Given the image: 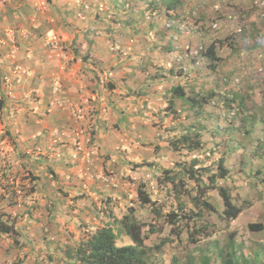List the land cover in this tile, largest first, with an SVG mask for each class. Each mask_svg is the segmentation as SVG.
Instances as JSON below:
<instances>
[{
  "label": "rangeland",
  "instance_id": "374dc122",
  "mask_svg": "<svg viewBox=\"0 0 264 264\" xmlns=\"http://www.w3.org/2000/svg\"><path fill=\"white\" fill-rule=\"evenodd\" d=\"M71 1L72 8L70 7L69 10H71L72 12L75 11L76 16L82 20L81 23H83V21L87 22V25L85 27L86 30H88L86 38L87 41H95L92 49L91 47L87 46L86 48L84 46L81 47L79 41H75L74 46H69L71 53L74 54L76 52L73 47L78 45L80 47L82 55H84L85 53L89 54L87 52L95 54L98 51V44H102V40L105 39L108 44V50L112 55V57L109 59H113L116 57L131 58V53L136 46L138 50L137 53L139 52V60H144V63L142 64L143 71L145 72L144 68H146L149 74L154 75L157 72L156 74H158L159 76L157 78L159 84L152 82V80L149 81L148 79V83L144 84L145 80L143 77V82L141 83L144 85H141L140 88L142 90L151 89L152 91L156 92L158 94V96H155L156 98H160V96H162L165 88H169L171 84L176 83L182 85L186 84L188 90L190 86H194L192 91L193 93L207 94V92L211 89L215 91V96L210 99L208 103H204L203 113L198 116H195V110L197 108L191 110L187 108L186 105H183L184 107H180V110L175 112L176 114L171 115L169 113L170 116H166L161 112V110H159V106L156 109V107L152 104L153 98H151L150 101L148 100L147 94H143L142 92V95L138 96L137 91H134L132 94H126L130 96L129 98H127L129 99V101H127V104L131 105V107L129 108V111H125L123 109L121 113H119L118 111L116 112L118 113V116L120 115L119 117L123 118V120L117 121L114 127L118 128L119 125H121L122 130L119 129V136H117L113 140L115 144L112 146L111 152H108L112 156L107 155L108 157L106 158V160L101 161L102 170H98V179L101 180V182L98 184L97 202L91 203L93 199H91L90 197L84 195H76L80 199L84 197L86 198L83 201L74 204L73 209L69 207L70 212H68V206H66L65 201L69 199H75L76 196H70V191H65V181H63V179L59 180L56 174L52 175L51 179L54 182L52 185V191L50 192V194L44 195L38 193V199H36V201L38 202L39 199L42 198L44 200V204L37 205V207L41 206L42 208H45L48 216H50L49 214L56 212L55 219L64 220L63 223H61L62 230L64 229L66 231L64 233L73 235V240H81L86 237V231H83L82 228H76L73 222L70 220V217L67 216H69L71 213L76 214V208L80 210V208L87 207L88 210L90 212L92 211L93 213V210L91 209H95L98 207V215H96L98 220H94L92 218L95 215L94 213L90 216L89 213L85 212L84 219H86L85 226L87 228H91L92 226H100L105 222V220H108L111 217L115 219L120 218L123 212L127 211V206L124 202L129 203V201L135 199L136 190H134V188L137 185L139 186V184L142 183V180H145L149 184L150 188L152 189V196L158 202V204L161 205L162 210H170V208L173 206L174 200L172 198V195L169 194V187H162V189H160L157 182L155 181L156 177H152L150 180L143 178H148L149 176L147 173H149L148 168L151 167L149 166L150 162H152L153 164L155 163L160 167L168 166L169 164L174 162L173 165L169 166H174L177 170V162L183 160L181 158V154L178 155L176 152V157L173 153H170L167 149H165V147L167 146L168 138H172L173 136L175 138L184 134L189 124L194 122L196 126L198 122H200L204 124L205 127H202L201 131L202 145L192 153L186 152L184 160H188L192 157V159H196L200 162L205 160L206 163H209L210 161L215 160L219 154L223 155L224 151L228 156L226 151H228V149L230 148H226L224 150L222 143L225 144L230 140L235 143V136H238L239 132H241L239 124L242 126V128L243 126H245V128L247 129H250L253 125H255L258 129H260L259 135H264V101L261 99V92L258 89V86L260 88L264 87V81L261 82V78L264 77V64L263 66L257 64L260 60H264V28L261 29V32L259 34H256L257 36L255 35L259 46L254 50V53H252L254 54L255 61L257 62L256 65L251 62L250 58H248L249 56H251V54L248 52L249 50L243 46L249 43L247 41L248 39L244 38L245 34H249L247 33V31L244 34H240L239 32V28L242 25L247 26L248 29L251 21H253L255 24L264 22V17L260 16L261 12L264 13V3L263 0H261L260 5H258V7H255L253 4V0H207L210 1V4L205 2L204 0H181L183 3L182 6H179L181 10H178V14H181L182 16L180 15L178 17H172L169 15V17L167 15V12L172 13V10L165 7L163 0H117V3L119 4L118 7L122 5L120 7V9L122 8V10L120 12H128V9H132V17L136 22L141 20L139 24L143 28V30H141L140 28L139 30L141 31L133 33L131 37H125V33L129 34L130 36L132 31L128 26L120 22V20L113 23L97 20V25L96 22H91L94 20H92V17H90L89 15L91 7L85 5L86 0ZM96 2L100 5H103V8L107 6L102 0H93V4H95ZM36 4L37 2L35 3V5ZM46 4H48V0H44L43 10H45ZM82 6L83 11L80 10ZM200 9L202 10L200 11ZM203 14H207L205 17V21H207L209 24L208 36H205L206 34L204 33L199 34L198 32H196L197 26H195L196 22L194 20H196L199 15L201 17ZM121 16L123 18H126V15ZM151 20L153 23H155L156 27H152L149 25ZM192 21L194 24L192 23ZM164 30L170 31L169 48L165 46V43L167 41H165L166 38L162 36V31ZM230 33L231 36L233 34L232 39L229 40L230 42L227 41L226 44H223V46L218 50V54L221 56L222 61H215L216 64L213 67V64H211L209 60L205 59L201 52L203 53L206 44H208V42L213 39L214 36L217 37L221 35L225 37ZM145 36H147V39L145 38ZM133 37H135V39ZM161 37L164 39H161ZM124 38L126 39L127 45H124L123 43ZM133 41L134 43H132ZM155 44L156 48L154 46ZM147 47L150 48L149 51L147 50ZM91 58H93L92 55ZM115 60L118 62L117 59ZM209 63L211 68L208 66ZM245 63L248 64L249 71L243 68V65H245ZM216 66L217 70L215 68ZM232 68L235 70V74L232 78L234 79L236 77L238 78V82H241L242 80V82L245 84V72L252 71L253 76L251 77L250 75V78L247 79V81L253 86V88L249 89L250 91H248V89H245V91L244 89H242V92L239 91L238 85L233 82H230L229 85H222L223 83L220 82L222 80L221 77L223 76V74H227V71L231 70ZM180 70L181 75H175V73H179ZM106 75H111V73L107 72ZM114 75L115 74H113L112 76L114 77ZM115 77L118 78L117 75H115ZM156 85L158 86L157 88H155ZM235 91L241 92L240 95L244 99L245 103L243 105H240L237 100L233 101L232 107L238 109L239 112L237 113V121L235 119L230 121V118L234 115L235 110L232 107L224 108V102H222L217 95L227 92V95L229 97H232L231 92ZM90 98L91 101L96 100V98ZM86 103L88 105H91L88 99L86 100ZM138 103L142 104L140 108H136ZM164 106L165 105H163V107ZM163 107H160V109H162ZM94 108L95 107H92V109ZM100 110L104 111L105 108H100ZM88 111H90V109H88ZM224 124H229L228 126H231V124H233V129H223L222 127L224 126ZM216 125H218V128L214 129V126ZM171 126H174L173 131H170ZM162 130L164 131V133H162ZM226 135L229 137H225ZM231 135L234 137H230ZM90 142L94 143V140H91ZM136 142H138V145L134 144ZM254 142H256V140H254ZM235 144L238 145V143ZM10 145L9 149L7 148L6 150L10 151ZM154 146H160L162 152H160L159 154V149L153 150ZM224 146H226V144ZM40 150H42V148ZM47 150L51 152V147H47ZM8 151H6V153ZM42 151L47 153V151L45 150ZM163 151L169 157L164 155ZM137 154L139 156L141 154L144 156V159L136 162L139 166L134 165V156H136ZM51 157L52 156H50V158ZM111 157L115 159H110ZM69 158L71 160H74L73 154L70 153ZM245 158L250 160L252 168L249 167V169L255 172L260 161H258V156H255L251 153H247V155L244 154V157H241L239 153H231L229 154L227 162L232 168L236 166L235 171H240V168H242V163L245 162ZM107 161L108 164H106ZM78 162L79 161L75 162L74 165L78 164ZM69 164L71 165V167L74 166L72 163ZM237 165H239L240 168L237 167ZM87 166L89 165L84 164V167ZM82 171L83 166H81L78 170V178H80L79 174ZM132 175H135V177H132ZM237 175L239 176V174ZM109 176L114 177L113 181L109 182L106 179ZM153 176L155 175L153 174ZM31 177L32 175L30 174L24 175V180H19L18 185L15 182V179L5 180L4 182L0 183V203L3 199V193H7L9 196L13 195V197H16L18 195H21L24 189H27V192L23 193L24 196L28 198L29 202V196H34L32 188L35 185ZM244 177H246V175ZM4 188L5 191L3 190ZM85 188L87 189V187ZM17 189H20L21 191L18 192ZM263 189L264 186H261L257 190L262 191ZM110 192L116 200L115 204L107 207L109 212H111V216H108L106 213H102L105 207L102 206L101 200H105V196ZM87 198H89L88 201L86 200ZM47 204L51 205V210H48L49 205ZM90 205H92V207H90ZM214 205L215 207H217L216 203H214ZM262 207H260L259 204H256L255 208H253V212H264V205H262ZM32 212L33 211L29 208L28 212L25 213L28 215ZM1 213H4V211L0 206V215ZM65 215L67 216L65 217ZM76 215L78 216H75L76 224H80L83 217H80L79 214ZM137 216L140 217V219H147L143 215V211L137 213ZM218 216L219 215H216L214 214V212H211L209 210L205 211L201 219H204V222L211 223V226L208 228L209 236H207L206 234H201L199 235L202 239L201 242H189L185 239L187 234L183 233L182 238L178 240L176 245L179 249V257H177L176 252L172 251V249L168 250L167 252H172V254H174L173 261H176L178 264H222L225 258H228L230 251L235 246L233 245V247L231 246L230 248L226 246L227 248L225 250H222L224 242L228 240L227 234L229 233L228 230H230L231 227L229 226L228 222H223L219 219ZM5 217L6 216H3V218ZM12 217H14L15 222L18 223V218L16 216ZM239 222H241V220H239ZM158 224L160 223L158 222ZM17 225L20 226L19 224ZM81 226H83L82 223ZM74 229L75 231H73ZM167 231L168 227L166 226L161 230L163 235H165ZM242 236L243 234L241 232L235 243L241 240ZM255 238L256 239H254V244L249 245V248L244 247L245 244H243L242 247L244 248L242 250L241 248L238 250H241V252L236 253V255L234 256V258H236L237 260V264H243L245 261L244 258L247 255H250L249 258L251 259V254L254 253V249H258V247L261 248L259 249V254H257L258 264H264V236L256 234ZM12 240V243L14 244L15 237H12ZM129 242L131 243V241L125 237L117 238V244L119 245L127 244ZM151 243L152 241H148L147 245ZM164 245L167 247V249L168 247H170V244L168 243H165ZM27 247L28 245H25L24 249L21 250H25ZM42 251L43 250H41V252ZM191 256H194L197 259L188 262L189 259L186 258H190ZM38 262H44L43 258H39ZM160 264H164V261H162Z\"/></svg>",
  "mask_w": 264,
  "mask_h": 264
},
{
  "label": "crops",
  "instance_id": "0c3cea01",
  "mask_svg": "<svg viewBox=\"0 0 264 264\" xmlns=\"http://www.w3.org/2000/svg\"><path fill=\"white\" fill-rule=\"evenodd\" d=\"M38 1L0 0V183L15 179L18 185V181L24 180L23 177L26 174L32 175L31 179L35 183L32 188L34 196H29V202L23 193L27 192V189H24L22 194L16 197L3 193L0 206L4 213L18 218L16 225H20L22 238L27 240L28 247L25 252L30 250L34 252L27 256L21 264H38V261L34 263L33 260L34 256L37 257V254H40L39 250L52 253L53 259L49 264H60L59 241L66 240L73 243L78 240H73V235L64 233L66 231L62 230L61 224L64 220L53 221L49 218L45 208L37 207V205L44 204L42 198L36 201L38 193L50 194L54 183L51 178L56 174L59 180L65 181V191H70V196L84 195L93 199L91 203L97 202L98 184L100 183L98 170H102L101 161H105L107 155H111L108 152H111L115 144L113 140L119 136V129L122 130L121 125L118 128L114 127L117 121L123 120L116 112L121 113L123 109L129 111L131 107L127 104L129 101L127 98L130 96L126 94L137 91V95L140 96L143 92L147 94L149 101L153 98L152 104L156 109L159 106L160 110V107L166 104L165 97L173 84L165 88L160 98H156L158 94L151 89L142 90L140 88L141 85L148 83L147 79L151 81L149 77L151 74L146 68H144L145 72L143 71L144 60H139L136 46L131 53V58L109 59L112 55L105 39L102 40V44H98V51L95 54L86 51L89 54L82 55L78 45L73 47L76 52L71 53L69 46H74L75 41H79L81 47L86 48L87 46L91 49L95 44V41L86 39L87 22L81 23L82 20L76 16L75 11L69 10L71 0H48L45 10L36 8L35 3ZM96 23L98 25V21ZM53 33L60 37L62 47H65L62 50H52L45 44V39ZM125 37H129V34L125 33ZM123 43L127 45L125 38ZM10 50H14V55H9ZM16 64L23 66L24 73H17L14 70ZM107 72L111 75H106ZM113 74L118 78L115 75L113 77ZM143 77L144 84L141 83ZM7 79L11 81L9 89L4 86V81ZM152 82L159 84L157 79ZM55 84H59L60 88L55 90ZM157 87L156 85L155 88ZM90 97L96 100L91 101ZM87 99L91 105L86 103ZM52 101H58V104L55 102L48 114L43 113L47 104ZM70 102L77 105H88V109L95 107L99 112L94 118L97 129L95 143L98 151L94 156V165L88 179L78 178V170L84 165V158L78 159V164L73 167L68 163L69 154L73 150L69 137V131L73 126ZM141 105L138 103L136 108H140ZM100 108H105V110L101 111ZM53 130H59V137H54ZM134 144L138 145V142ZM9 145L11 146L10 151L6 150L9 149ZM47 147H51V152L47 150ZM41 148L47 153L42 150L38 151ZM160 152L162 149L158 153ZM164 155L167 156L165 152ZM134 157L135 162L144 159L142 154ZM147 174L148 178L143 179L150 180L151 177H155L151 171ZM240 181L242 179H239L236 184L243 185L242 191L240 190L242 198H251L253 203L248 207H242L243 210L233 223L239 220L245 222L252 219L264 220V212L253 215V208L256 204L260 207L264 205V197L261 200H257V197L253 199V190L244 194L245 184ZM85 198L80 199L76 196L75 199L66 200L68 212L70 208H74V204ZM86 200L88 201L89 198ZM50 206L48 210H51ZM29 208L33 212L27 215L25 212H28ZM95 209L91 210L97 214L98 207ZM75 212L83 218H85V212L90 216L93 214L87 207L80 208V210L76 208ZM76 214L71 213L65 217H71L70 220L75 224L73 218L78 217ZM246 216L248 217L245 219ZM43 230H47L46 233ZM50 237L54 239L48 242ZM12 241V238L0 233V264H11L13 261L18 249L11 248Z\"/></svg>",
  "mask_w": 264,
  "mask_h": 264
},
{
  "label": "trees",
  "instance_id": "16d2710c",
  "mask_svg": "<svg viewBox=\"0 0 264 264\" xmlns=\"http://www.w3.org/2000/svg\"><path fill=\"white\" fill-rule=\"evenodd\" d=\"M102 1L105 5H107L105 8L97 2L93 4L92 0L85 1V5L91 7L89 15L92 17V20H94L92 22L102 20L113 23L120 20V22L131 29L132 33L129 37H131L133 33L143 30L139 24L141 20L136 22L132 17V9H128V12H120L122 10V8L120 9L122 5L118 7L119 4L117 3V0ZM163 1L165 7L172 10V13L167 12L168 16L178 17L181 15L178 14V10H181L179 6H182L183 3L181 0ZM204 1L210 4V1ZM81 10L83 11V6ZM201 10L202 9H200V11ZM121 15H126V18L124 17V19ZM206 15L207 14H203L201 17L199 15V17H197L194 21L196 22L195 26H197L196 32L199 34L204 33L206 34L205 36H208L209 24L205 21ZM149 25L156 27L152 20ZM140 28L141 30H139ZM263 28L264 22L255 24L253 21L250 22L248 29L247 26L244 25L239 28L240 34H244L246 31L249 34L244 35V38H247L249 43L243 46L249 50L248 52L251 56L248 58H250L251 62L255 65L257 62L255 61L254 54L252 53H254V50L259 47L255 35L259 34ZM162 36L166 38L165 41L167 42L165 43V46L169 48L170 31H162ZM232 37L233 34L231 36V33L225 37L221 35L217 37L214 36L213 39L206 44L205 49L203 50V53L201 52V54L205 57V59L209 60L211 64H213V67L216 64L215 61H222L221 56L218 54L219 48L222 47L223 44H226L227 41L230 42L229 40L232 39ZM145 38L147 39V36H145ZM164 38L161 37V39ZM154 46L156 48V44ZM147 50L149 51L150 48L147 47ZM257 64L263 66L264 60H260ZM208 66L211 68L210 63ZM215 68L217 70V66ZM243 68L249 71L247 63L243 65ZM234 71L235 70L232 68L227 71V74H223L221 77L222 80L220 81L223 83L222 85H229L230 82H233L238 85L239 91L242 92V89H244V91L245 89L250 91L249 89L253 88V86L247 81V79L250 78V75L251 77L253 76L252 71L245 72L244 74L246 84L243 83L242 80L241 82H238V78L236 77L234 79L232 78L235 74ZM156 73L149 76L152 81L159 77ZM175 75H181V70L179 73H175ZM262 81H264V77L261 78V82ZM193 87L194 86H190L188 90L186 84H173L165 97L166 104L162 109H160L161 112L166 116H170V114L174 115L176 114V111L180 110V107H184L183 105H186L187 108L191 110L197 108L195 110V116L202 114L204 103H208L210 99L215 96V91L211 89L207 92V94L193 93ZM258 89L261 92V99L264 101V87L260 88L258 86ZM239 91L231 92L232 97H229L227 92L217 95L218 98L224 102V108L232 107L233 101L235 100H237L240 105L245 103L244 99L240 95L241 92ZM233 109L235 110V113L230 118V121L233 119L237 121L236 118L238 117L237 113L239 110L235 108ZM228 125L229 124H224L222 128L225 130H232L233 124H231V126ZM239 126L241 132H239L238 136H235V143H238V145L232 140L227 141L225 143L226 146L222 143L224 150L226 148H230L226 151L228 156L224 151L223 155L219 154L215 160L210 161L209 163H206L205 160L201 161L203 162L201 163L196 159H192V157L188 160H184L186 152L192 153L202 145L201 131L202 127H205L204 124L198 122L195 126V123L193 122L188 125L184 134L175 138L174 136L172 138H168L166 149L170 150L174 155L176 152L178 155L181 154V158L183 159L177 162V170L174 166H165L155 175V181L160 189H162V187H169V194L172 195L174 200L173 206L170 210H162L161 205L153 198L152 189L149 184L146 181H142V183L137 187V196L135 200L132 203L124 202L127 206V211L123 212L120 218L115 219L111 217L110 219L105 220V222L100 226H92L91 228H87L85 226L86 219L84 218L81 222L83 226H81V223L76 224V220H74L76 228H82L83 231L87 230L85 233L86 237L74 243L66 240L63 242L59 241L58 245L60 246L61 257L65 259L64 264H160L162 261H164V264H178L176 261H173L174 254H172V252L167 253L168 250L172 249V251L176 252L177 257H179V249L176 245L178 240L182 238L183 233L187 234L185 239L189 242H201L202 239L199 236L201 234L209 236L208 228L211 226V223L204 222V219H201L205 211L209 210L217 215V212L215 211H217V208L222 205L223 207L219 211L221 218L234 220L244 207H248L253 203L251 198H242L240 193V190L242 191V186L236 184L239 182V179H245L246 181V185L243 190L244 194L249 191L252 185L260 186L264 182V135H259L260 129H258L255 125H253L250 129L245 128V126L242 128L240 124ZM217 128L218 125L214 126V129ZM173 130L174 126H171L170 131ZM162 133H164L163 130ZM225 137L229 136L226 135ZM230 137L234 136L231 135ZM254 140H256V142H254ZM231 153H239L241 157H244V154L247 155V153H251L258 156V161H260L258 168L254 172L249 169V167L252 168L250 160L245 158V162L242 163V168L237 165V167L241 170H236L239 176L236 174V178L234 180L235 182L233 184L230 182V179L235 174L236 166L231 168V166H228L227 162L229 154ZM173 164L174 162L171 165ZM243 174H245L246 177H244L245 175ZM259 176H261V178ZM252 196L253 199L257 197V200L261 198L257 196V193H254ZM115 200L116 199L112 196L111 192L107 194L105 196V200H101L102 206L105 207L103 209L104 212L102 211V213H106L108 216H111V212H109L107 207L115 204ZM214 203L217 204V207H215ZM141 211H143V215L148 220L140 219V217L137 216V213ZM94 214L96 213L94 212ZM49 215L51 220H56V212ZM96 215H98V213ZM3 216L6 217L3 218ZM73 219H75V216ZM158 222L160 224H158ZM262 223V220L254 219V221L248 222L245 227H241L239 229L235 227L228 230V240L224 242L222 250H225L227 248L226 246L230 248L234 245L235 247L230 251L228 258H225L222 264H237V260L234 258L236 253H240L244 247L254 244V241L249 240L247 236L244 235V232L260 231L263 228ZM165 226L168 227V231L165 235H163L161 230ZM43 231L46 233L47 230ZM241 232L243 234L241 240L235 243ZM0 233L6 235L8 238L15 237V243H12L11 248H16L18 251L16 252L11 264H21L27 256L34 254L32 250L27 252L21 250L22 247L27 245V240L26 238H22L21 229L18 225H16L15 218L7 213H1L0 215ZM118 237H129L131 243L119 245L117 244ZM148 241H152V243L147 245ZM165 243L170 244L168 249L164 245ZM243 244H245L244 247H242ZM240 248L241 250L238 251ZM259 249L261 248L258 247V249H254L255 254H252L255 258L254 261H252V258L250 259L249 257H245L243 264H258L256 253L259 254ZM37 257L34 256V263H37ZM186 259H189L188 262H191L197 258L191 256Z\"/></svg>",
  "mask_w": 264,
  "mask_h": 264
},
{
  "label": "clouds",
  "instance_id": "9594fccd",
  "mask_svg": "<svg viewBox=\"0 0 264 264\" xmlns=\"http://www.w3.org/2000/svg\"><path fill=\"white\" fill-rule=\"evenodd\" d=\"M260 1L261 0H253V4H254V6L255 7H258V5H260ZM264 1V0H263ZM260 16L261 17H264V13H260ZM54 34V33H53ZM52 34H50L48 37H47V39H45V44L48 46V47H50V48H52V49H60V50H62L63 48H62V41H61V39H60V37H59V45H58V47L57 48H54V47H52V45L51 44H49V43H47V40L49 39V37L51 36ZM9 55H14V50H10V52H9ZM19 67V68H18ZM23 66H21V65H15L14 66V70L15 71H17V73L19 72V73H24V70H23V68H22ZM10 80H5L4 81V86H5V88L6 89H8L10 86H11V82H9ZM10 85V86H9ZM9 86V87H8ZM60 88V85L59 84H55V90H57V89H59ZM56 101H52V102H50V103H48L47 104V107H46V109H45V113H49L52 109H53V106H54V103H55ZM57 104H58V101L56 102ZM86 106V107H85ZM69 108H70V112H71V117L73 118V126H72V128L70 129V131H69V137H70V141H71V146H72V148H73V150L71 151V154H75V152H76V148H75V145H74V141H73V132H72V130L74 129V128H82L83 130H84V136H83V139H84V137L87 135L88 137H89V141L88 142H84L83 143V149L82 150H79V151H77V155L74 157V160H71L69 157H68V163H72L73 165L75 164V162H77V161H79L78 159H81V158H84L85 159V162H84V164H88L89 166H87V167H84V165H83V171L79 174L80 176V178L81 179H88L89 178V176H90V171H91V168L93 167V165H94V156H96L97 154V151H98V149L96 148V143H95V136H96V127L94 126V123H95V117L96 116H98V109H96V108H94V109H90V111H88V105H83V104H79V105H77V104H74V103H72V102H70L69 103ZM77 109H79L80 110V112H79V114H80V118H78V119H76V117H74V111H76ZM36 113H37V111H36ZM41 135V134H40ZM53 135H54V137L55 138H57V137H59V135H60V133H59V130H53ZM91 140H94V143H91L90 141ZM156 148H158L159 149V151L161 150V148H160V146H154V148H153V150H158V149H156ZM165 149H166V147H165ZM38 151H40V149H38ZM92 151V152H91ZM170 153H172L170 150H168ZM172 164V163H171ZM171 164H169V165H171ZM134 165H136V166H139L138 165V163H136L135 162V164ZM168 165V166H169ZM149 166H151V167H149L148 169H149V171H151L152 172V175L154 174V175H156L155 173L157 172V173H159L160 172V169L161 168H163V167H165V166H162V167H160V166H157L155 163L153 164L152 162H150V164H149ZM228 166H230L229 164H228ZM232 168V167H231ZM236 171H235V174H234V176L233 177H231V179H230V182L233 184V180H235V178H236ZM260 177V176H259ZM112 178V180H110ZM152 178V177H151ZM109 182H111V181H113V179H114V177L113 176H109V177H107L106 178ZM98 181H100L101 182V180H99L98 179ZM142 181H145V180H142ZM242 182H244V184L246 185V181H245V179L244 180H242V181H240V183H242ZM239 183V184H240ZM240 186H243V185H240ZM261 186H264V182L260 185V186H254V185H252L251 186V188L249 189V190H253L254 191V193H257V196H259V197H264V189L262 190V191H259V190H257L258 188H260ZM137 187H138V185L134 188V190H137ZM258 187V188H257ZM18 190V192L19 191H21L20 189H17ZM4 191H5V188H4ZM135 195L137 196V192L135 191ZM136 196H135V198H136ZM135 200V199H134ZM134 200H132V201H129L130 203H132ZM220 204H222V203H220ZM223 206L221 205V206H219L217 209V215H219L218 217H219V219L220 220H222L223 222H228L229 223V226L231 227V229H233V228H235V227H237L238 229L239 228H241V227H245V226H247V224H248V222H251V221H254V219H252V220H248L247 222H245L244 220H241V222H235V223H233V221L234 220H236V218L238 217V215L240 214V212L242 211H240L239 212V214L237 215V217L234 219V220H231V219H222L221 218V216H220V214H219V211L221 210V208H222ZM98 210V209H97ZM263 213V212H262ZM256 214H259V213H255V212H253V215H256ZM248 216H246L245 217V219L247 218ZM259 217H262V215H259ZM94 220L95 219H97V216H96V214L94 215V217H92ZM98 220V219H97ZM257 220H260V219H257ZM263 221V223H262V225H263V228L260 230V231H251V232H249V231H245L244 232V235H246L247 236V238L249 239V240H252V241H254V239H256L255 238V236H256V234H260V236H264V220H262ZM86 232H87V230H85ZM126 238V237H125ZM53 239L54 238H52V237H50L49 239H48V242L49 241H53ZM127 239H129V237H127ZM80 240V239H79ZM78 240V241H79ZM130 240V239H129ZM264 240V239H263ZM77 241V242H78ZM131 241V240H130ZM58 243V242H57ZM74 243V242H73ZM130 243V242H129ZM129 243H127V244H129ZM247 248H249V247H247ZM22 249H24V247H22ZM25 251V250H24ZM39 253L40 254H38V257L40 258V259H42V258H44L43 260H44V262H38V264H49V262L53 259V255H52V253H50V251H42L41 252V250H39ZM43 253V254H42ZM237 253H239V252H237ZM46 254H48V256L46 255ZM252 254H255V253H252ZM251 254V255H252ZM256 254H258V253H256ZM246 257H250V255H247ZM39 258H38V260H39ZM254 257L252 256V261H254ZM59 261H60V264H64V261H65V259H63L62 257H61V253H60V258H59Z\"/></svg>",
  "mask_w": 264,
  "mask_h": 264
},
{
  "label": "built area",
  "instance_id": "2783aa9c",
  "mask_svg": "<svg viewBox=\"0 0 264 264\" xmlns=\"http://www.w3.org/2000/svg\"><path fill=\"white\" fill-rule=\"evenodd\" d=\"M43 3H44V0H39L37 2L36 6L38 8H40V9H42L43 8ZM263 3H264V1H263ZM47 43L51 44L52 47L57 48L58 45H59V37L54 33V34H52L49 37V39L47 40ZM79 112H80L79 109H77L76 111H74V117H76V119L80 118ZM72 132H73V141H74V145H75V148H76V152H75V154H73V157H75L77 155V151L83 149V143L89 141V137L86 135L84 137V139H83L84 130L82 128H74L72 130ZM110 180H112V178Z\"/></svg>",
  "mask_w": 264,
  "mask_h": 264
}]
</instances>
